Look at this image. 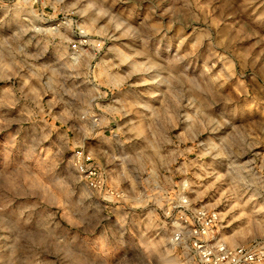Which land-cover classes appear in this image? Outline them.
I'll return each mask as SVG.
<instances>
[{
  "label": "rangeland",
  "instance_id": "obj_1",
  "mask_svg": "<svg viewBox=\"0 0 264 264\" xmlns=\"http://www.w3.org/2000/svg\"><path fill=\"white\" fill-rule=\"evenodd\" d=\"M186 206L264 240V0H0V264H190Z\"/></svg>",
  "mask_w": 264,
  "mask_h": 264
},
{
  "label": "built area",
  "instance_id": "obj_2",
  "mask_svg": "<svg viewBox=\"0 0 264 264\" xmlns=\"http://www.w3.org/2000/svg\"><path fill=\"white\" fill-rule=\"evenodd\" d=\"M74 40L70 42L72 54L79 55L84 47L93 46L98 50L87 33L76 27ZM92 157L84 151H77L75 166L93 188H98L94 180L97 175L90 166ZM221 223L220 213L206 208L184 207L173 223V241L185 247L190 264H264V240L251 241L239 245H229L218 237Z\"/></svg>",
  "mask_w": 264,
  "mask_h": 264
}]
</instances>
